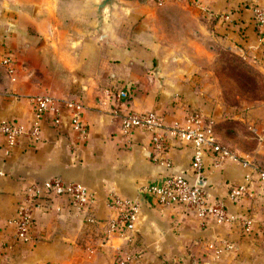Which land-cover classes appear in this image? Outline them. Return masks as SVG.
<instances>
[{"label":"crops","instance_id":"crops-1","mask_svg":"<svg viewBox=\"0 0 264 264\" xmlns=\"http://www.w3.org/2000/svg\"><path fill=\"white\" fill-rule=\"evenodd\" d=\"M101 2L0 0V57L10 55L15 68L10 80L0 65V120L29 121L27 98L48 94L78 101L85 127L81 135L71 129L66 112L56 126L46 115L40 142L22 143L9 154L0 136V264H114L122 256L128 264L162 259L264 264V182L253 179L232 198L231 188L244 182V167L204 162L198 185L229 213L250 221L247 235L238 222L201 225L180 206H158L141 188L160 184L169 174L192 180L190 147L167 146L169 165L160 164L153 160L149 135L135 131L124 139L116 116L155 110L169 122L196 108L215 125L221 113L204 99L205 93L217 92L215 85H206L208 64L219 50L246 63L253 56L264 61L248 8L253 3L264 8V0H112L102 7ZM221 13H229V22L218 19ZM120 90L124 98L117 97ZM230 105L239 106H228L224 117L240 124L242 138L252 143L229 147L264 167V129L256 125L264 119L250 120L264 100ZM215 133L221 140L217 128ZM49 178L79 182L91 199L77 210L67 196H43L32 211L29 239L19 241L9 220L21 188ZM110 194L137 202L133 230L109 228L115 219L107 204ZM223 241L233 245L231 250L217 255L208 248Z\"/></svg>","mask_w":264,"mask_h":264},{"label":"built area","instance_id":"built-area-1","mask_svg":"<svg viewBox=\"0 0 264 264\" xmlns=\"http://www.w3.org/2000/svg\"><path fill=\"white\" fill-rule=\"evenodd\" d=\"M199 0H192L197 2ZM251 19L256 31L257 40L264 42V8L258 4L248 6ZM222 22H229V13L218 14ZM0 64L5 74L14 80V65L10 55L0 57ZM124 90L117 92V97L124 98ZM31 105V117L27 122L17 120H0V136L4 141L5 153L9 154L17 146L24 143L32 145L41 140V122L44 116H51L54 126L58 125L63 112L67 113L71 129L81 135L85 133L81 122V104L70 98L55 99L48 94H37L27 98ZM116 115V114H115ZM119 118V134L128 139L135 131L149 135L154 152V159L166 166L169 162L164 157L167 146L187 145L191 150L190 168L194 175L188 180L179 174H169L160 184H148L142 187L143 192L150 196L158 206H180L191 213L201 225L208 222L241 225L243 235L250 233V221L241 219L229 213L221 202L210 198L198 185L204 170V162L210 159L213 166H219L226 161L238 162L245 169L244 182L231 188L230 196L236 198L246 187L247 183L256 179L264 182V169L240 158L234 151L221 145L213 133L212 122L202 118L196 109H190L180 119L165 121L155 110L128 111L116 115ZM20 199L9 223L14 227V236L17 240L25 242L29 239L32 211L38 207L43 196H67L77 210L87 207L91 197L84 185L76 181H63L59 178H49L41 182H29L21 188ZM108 207L115 211V219L110 223V229L131 231L135 228L138 213L136 201L110 194ZM231 243L222 242L221 247L208 248L218 255L224 250H231ZM127 256L119 257L114 264H128ZM157 264H179L176 260L162 259Z\"/></svg>","mask_w":264,"mask_h":264},{"label":"rangeland","instance_id":"rangeland-1","mask_svg":"<svg viewBox=\"0 0 264 264\" xmlns=\"http://www.w3.org/2000/svg\"><path fill=\"white\" fill-rule=\"evenodd\" d=\"M262 46L264 47L263 44ZM261 49L264 50V48H258L257 53L262 54L264 51ZM4 55L6 54L3 53L1 57ZM250 58L252 59L250 63H246L236 54H229L224 50H219L216 54L215 61L208 64L211 73L209 75V82H207L206 85L209 88L215 85L217 87V92L216 94L215 92L205 93L204 99H206V103L210 105L208 107H215L220 111L221 115L217 118L218 120L215 123V128L220 131L221 140L226 143L228 147L248 148L252 143V138H242L241 134L244 131L242 132L243 128L240 124L237 122H228L224 117L227 107L239 106L230 104L239 103L240 100H244L247 105H256L258 102L264 100V61L263 58H260L262 63H259L254 56ZM211 102L214 104L211 105ZM250 117V120H253L254 123H256L255 119H264V106L263 108H259L258 113L253 112ZM256 125H259L258 129L263 131L264 123H260L259 120ZM230 129H234V133H229Z\"/></svg>","mask_w":264,"mask_h":264},{"label":"trees","instance_id":"trees-1","mask_svg":"<svg viewBox=\"0 0 264 264\" xmlns=\"http://www.w3.org/2000/svg\"><path fill=\"white\" fill-rule=\"evenodd\" d=\"M263 45H264V42L262 43ZM212 129H213V133H214V135L216 136V128H215V125H214V123L212 122ZM217 140H218V142L221 144V145H223V146H225V147H227L228 149H230V150H232L230 147H228L227 145H226V143H224L223 141H221V140H219L218 138H217ZM233 151V150H232ZM254 165H256L257 167H259V168H261V169H264V167H260L259 165H257L256 163H253Z\"/></svg>","mask_w":264,"mask_h":264},{"label":"water","instance_id":"water-1","mask_svg":"<svg viewBox=\"0 0 264 264\" xmlns=\"http://www.w3.org/2000/svg\"><path fill=\"white\" fill-rule=\"evenodd\" d=\"M112 0H102L100 6L102 7L105 4H109Z\"/></svg>","mask_w":264,"mask_h":264}]
</instances>
